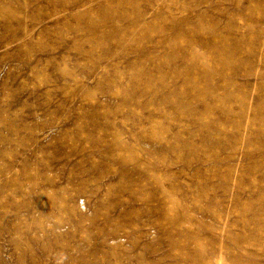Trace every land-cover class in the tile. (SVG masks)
Masks as SVG:
<instances>
[{
    "label": "rangeland",
    "instance_id": "1",
    "mask_svg": "<svg viewBox=\"0 0 264 264\" xmlns=\"http://www.w3.org/2000/svg\"><path fill=\"white\" fill-rule=\"evenodd\" d=\"M0 264H264V0H0Z\"/></svg>",
    "mask_w": 264,
    "mask_h": 264
}]
</instances>
